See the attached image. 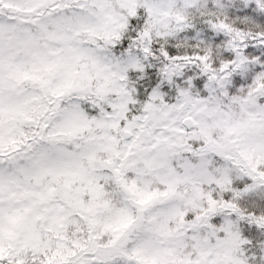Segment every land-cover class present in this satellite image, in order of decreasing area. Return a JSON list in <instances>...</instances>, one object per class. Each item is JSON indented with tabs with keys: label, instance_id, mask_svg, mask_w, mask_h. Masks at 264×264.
Returning a JSON list of instances; mask_svg holds the SVG:
<instances>
[{
	"label": "snow or ice",
	"instance_id": "snow-or-ice-1",
	"mask_svg": "<svg viewBox=\"0 0 264 264\" xmlns=\"http://www.w3.org/2000/svg\"><path fill=\"white\" fill-rule=\"evenodd\" d=\"M0 264H264V0H0Z\"/></svg>",
	"mask_w": 264,
	"mask_h": 264
}]
</instances>
